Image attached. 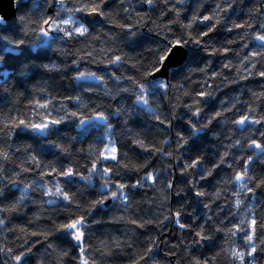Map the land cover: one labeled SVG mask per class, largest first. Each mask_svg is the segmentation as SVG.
<instances>
[{"label": "clouds", "instance_id": "9594fccd", "mask_svg": "<svg viewBox=\"0 0 264 264\" xmlns=\"http://www.w3.org/2000/svg\"><path fill=\"white\" fill-rule=\"evenodd\" d=\"M105 3L11 0L14 16L0 13V198L18 193L0 207V264H264V91L241 83L264 77V0L238 7L240 23L229 10L243 0H217L210 25L202 5L181 19L191 0ZM222 23L244 30L203 40ZM209 49L233 58L217 71ZM189 200L202 218L190 231L176 216ZM29 204L36 227H8ZM81 218L77 239L65 226ZM168 226L179 235L161 258ZM58 233L66 246L49 239ZM33 236L47 243L33 251Z\"/></svg>", "mask_w": 264, "mask_h": 264}, {"label": "trees", "instance_id": "16d2710c", "mask_svg": "<svg viewBox=\"0 0 264 264\" xmlns=\"http://www.w3.org/2000/svg\"><path fill=\"white\" fill-rule=\"evenodd\" d=\"M118 3V0H106V3L104 5L106 10H111L112 8L116 7ZM216 3L217 0H191V3H189L185 10L183 11V13L181 14V19L184 20L185 23H187V18L190 17L195 9V7L202 5V7H200V16L204 17V16H211L212 10L216 7ZM250 5V0H243V4H234L232 6V8L229 10V18L230 19H235L237 23H240L243 19H246V16L244 15L243 12L240 13L239 16H236L235 13L237 11V8H243L245 6H249ZM138 11L143 10V11H147L146 8L144 9H137ZM158 14V13H154ZM170 18H174V13L172 11H168L167 14L164 17V20L167 22ZM151 23V21H149V24ZM204 25H210V24H214L213 20H207V21H203ZM108 29H114V26L109 25L107 26ZM174 28L178 29V25H173ZM196 27L199 28V30L201 31V33L206 31V28L203 27L201 24H197ZM226 25L225 24H219L216 25L214 30L212 32L208 33V36L203 37L204 41H207L211 38V40L213 41V43H217V45L219 46V42L223 41L225 38L227 39H232L234 37V35L238 32H242L244 29L243 27H239L236 29H233L231 32H227L224 31ZM255 30V29H254ZM182 43V42H180ZM231 48H239L240 44H234L231 46H228ZM252 45H249V48H251ZM139 51L143 52L144 57L146 58L148 53L146 51H144L143 49H138ZM0 51H9L8 48L5 47H0ZM209 59H212V67L215 68L217 71L220 70V65L222 63V61L225 60V58H233V53L230 51H226L224 53V55L222 56H215L213 57L212 53H211V49H209V52L205 54ZM6 60L11 59L10 57H5ZM259 67V65L257 66ZM212 69H209V72L211 73ZM225 75H229V70L225 69ZM243 84H247L248 86L252 87L254 90L256 91H264V87H261V84H264V77H255V78H251L248 81H243L241 82ZM238 85H230L227 89H224L225 92L227 91H232L233 89L238 88ZM247 94V93H246ZM220 95H223V92L220 93ZM261 111H264V104H261ZM73 147L75 148L76 146L73 145ZM197 148L200 147L199 145L196 146ZM17 155H19V153H17ZM44 160H56V157L53 156L52 153H48L46 156L43 157ZM58 164H67L68 161L64 160L63 157H60V159L57 161ZM156 161L153 160V165H155ZM221 167H224L223 165ZM34 168V166H33ZM217 171H219V169H217ZM26 175H28L29 177H34L36 175H38V171L37 170H33L32 172L26 173ZM171 175L173 176V185L175 186L176 182H178L180 180V177L182 175V172L177 169V167L175 166V164L173 163V167L171 169ZM54 176V171H51L48 175V179L51 180ZM202 186H203V182H202ZM73 191H75V189H73ZM149 194H151L149 192ZM259 194V192H258ZM18 195V193L16 191H12L10 188H6L5 189V196L4 198H0V207H3L5 204L11 203L14 198ZM33 196H35L36 198H39L38 194L33 193ZM139 198V196H138ZM176 197L175 195L173 196V201L172 203L176 205V207H184L183 204H177L176 203ZM110 203V201H109ZM188 205L189 207L186 209V212L184 213H180L177 212L176 216H178L182 223L186 226L190 225L191 227L188 228V231L191 230V228L196 227L198 224H200L202 222V218L201 219H197V220H193L191 218V200L188 201ZM52 207V206H49ZM37 211V206L36 205H32L29 204L28 208L25 210L24 213H12L10 218L7 221V226L11 227L13 225H21L24 227H29V228H35L36 225L35 224H31L29 223L30 218L32 217V215ZM5 216H8V213L5 212L4 213ZM223 215V213H222ZM99 218V217H98ZM66 217L64 215L58 216L56 217V222L60 223L61 221L65 220ZM105 219H106V214H105ZM75 220V219H73ZM72 220V221H73ZM71 221V222H72ZM39 223L41 225H46V226H51L52 221L51 220H46V219H41L39 221ZM103 223V221H102ZM227 223V221H226ZM109 226L111 227V222H109ZM122 227V225H121ZM150 230H155L154 226H149ZM139 232L144 233L145 230L144 229H138ZM157 235L159 236V239L162 241L161 243V249H163L164 251H162L160 253V257L163 258L165 256V254L167 253V249L165 248V245L163 243V241H168L170 244H175L177 242V238L179 235L178 232V228L177 229H173L171 226H168L164 229V234L161 236L159 235V232H157ZM11 236V234H10ZM50 240H55L58 244H60L61 246H66V242L62 240L61 235L58 233L55 236H50L49 238ZM32 241L36 242L35 243V247L33 248V251H37L38 249L43 248L44 244L47 243V241H42V238L39 236H33ZM72 255H75V250H73ZM170 255V254H169ZM171 258V257H170ZM69 264H75V261H69Z\"/></svg>", "mask_w": 264, "mask_h": 264}, {"label": "snow or ice", "instance_id": "6c2138e0", "mask_svg": "<svg viewBox=\"0 0 264 264\" xmlns=\"http://www.w3.org/2000/svg\"><path fill=\"white\" fill-rule=\"evenodd\" d=\"M210 19H211L210 17H204V20L205 21L210 20ZM238 27H240V26L238 25ZM176 43H177V46H180V42L179 41H177ZM166 58L167 57H165V59ZM117 59H119V57ZM262 75H264V74H262ZM37 127H40V126H37ZM116 151L117 150L115 148L112 149V155H111L110 158L115 159V153H116ZM69 172H71V170H69ZM81 222H82V218L81 219L73 220L70 224H68V225L65 226L67 228H71V229H75L76 230V238L77 239H79L83 235V233L80 231V229L78 227V225ZM255 227H256V221H253L252 222L253 231L255 230Z\"/></svg>", "mask_w": 264, "mask_h": 264}, {"label": "water", "instance_id": "95a60500", "mask_svg": "<svg viewBox=\"0 0 264 264\" xmlns=\"http://www.w3.org/2000/svg\"><path fill=\"white\" fill-rule=\"evenodd\" d=\"M0 13L5 14L6 18L14 16L11 0H4L3 3H0Z\"/></svg>", "mask_w": 264, "mask_h": 264}]
</instances>
